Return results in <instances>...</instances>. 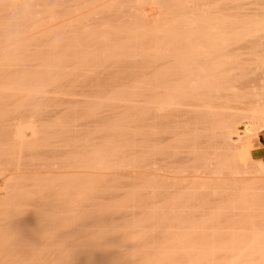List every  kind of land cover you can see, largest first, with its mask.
Listing matches in <instances>:
<instances>
[{
    "label": "bare ground",
    "instance_id": "bare-ground-1",
    "mask_svg": "<svg viewBox=\"0 0 264 264\" xmlns=\"http://www.w3.org/2000/svg\"><path fill=\"white\" fill-rule=\"evenodd\" d=\"M168 1L0 0V264H218V257L227 261L230 258L227 264H253L264 231L254 226L250 190L264 176V156L252 158L250 154L264 151L263 146L252 147L259 140L253 117L257 113L264 115V109L252 110L245 119L228 97L247 85L264 89V35H260L264 34V22L258 23L263 28L258 27L257 31V19L261 16L264 20L260 9L264 8L258 5L259 0H252L258 5H253L252 10L259 11L253 19L250 16L255 12L249 15L245 10L254 4L251 0L235 2H240V6L248 4L242 6L246 13H239L241 7L236 8L239 11L234 7L237 14L231 9L233 0L225 1L233 4L229 7L234 16L243 13L250 17L249 21L247 17L242 19L252 28L247 25L249 31L245 32V23L238 18V22L233 20L227 4L216 8H227L231 15L220 9L225 16L222 17L210 8L215 18L209 23L211 19L205 15L210 9L205 0L197 3L204 5L201 7L206 14L201 8L192 10L187 2L191 0ZM261 2L264 5V0ZM148 4L158 8V13L151 16L153 23L148 20L150 25L157 23L152 30L147 27V17L141 15V9ZM186 4L192 15L194 11V17ZM20 10H25L23 15ZM195 12L204 17L200 19ZM121 13H127V17ZM162 13L170 14L171 19L165 15L168 20L163 17L162 21ZM217 13L221 18L218 21ZM186 14L192 22L188 20L189 25ZM124 17L134 20L138 29L128 31L131 23L127 27ZM227 20L235 22V26L241 23L244 34L240 31L243 26L239 29L238 25V37L232 22L230 31L238 38L235 33L229 35ZM224 23L228 29L222 27ZM119 24H123L120 30ZM92 26L100 27L101 32L93 35L94 41L90 38L92 48L85 51L81 47L87 41L81 44L79 37L84 35L83 29ZM110 28H117L123 36L127 31L132 33V38L130 34L126 36L130 45L134 35L139 37L142 30L147 42L153 34L158 42L161 37L168 39L161 40V45L153 41L157 51L155 48L151 60L145 53L146 62L140 61L143 65L135 68L141 74L135 76L141 81L136 79L134 92L126 90L115 76V84L110 83L108 78L114 71L110 70V76L106 74L108 65L89 67L91 59L107 60L113 53L112 57L127 60L126 37L121 40L119 35L118 42L122 44L111 45L112 32L107 34ZM135 28L133 25L130 29ZM218 28L227 36L220 34ZM254 28L256 31L250 32ZM255 32L259 35L252 34ZM245 34L251 39L247 40ZM144 35L140 36L143 42L137 41L136 36L133 45L146 43ZM116 51L122 55L118 53V57ZM86 72L92 77L87 78ZM92 78L97 79L95 84ZM106 79L110 88L118 87L117 91L104 100V96H96L95 100L92 95L94 104L83 97L86 105H92H85L87 109L76 107L78 104L74 108H41L49 100H53L52 107L56 101L78 103L75 96L72 95L74 100L68 97L69 91L74 90V94L78 86L81 89L90 84V89L99 90ZM36 103H40V109L32 111L30 107L37 108ZM54 112L63 113L56 119ZM39 113H51L55 123L40 124ZM107 116L110 123L101 120L102 123L99 118L108 120ZM110 116L119 118L112 120ZM87 122L95 123L91 132L85 128L89 126ZM82 127L89 133L85 129L83 132ZM78 128L83 136L87 133L83 139ZM59 141L63 148L57 147ZM58 153L66 157L46 159L53 155L55 158ZM40 155L45 160L35 161L34 157ZM27 156L31 158L27 160ZM119 217H123L122 222L116 221ZM257 230L263 234L258 235Z\"/></svg>",
    "mask_w": 264,
    "mask_h": 264
},
{
    "label": "rangeland",
    "instance_id": "rangeland-1",
    "mask_svg": "<svg viewBox=\"0 0 264 264\" xmlns=\"http://www.w3.org/2000/svg\"><path fill=\"white\" fill-rule=\"evenodd\" d=\"M152 1H153V0H152ZM155 1H156V0H155ZM159 1H161V0H159ZM162 1H163V0H162ZM164 1H168V0H164ZM169 1H171V0H169ZM169 1H168V2H169ZM186 1H187V0H186ZM191 1H192V3L196 4L197 1L200 3L201 0H194L196 3L193 2V0H191ZM191 1H187V2H188V4H189V2H190V6L192 7V10L194 9V11H196L197 8H198V9L201 8L200 10L203 12V14H206V13H207V12L204 13V10H202V9H203L202 7H203L204 5H202V4L200 5L199 3H197V6H195V5H192ZM205 1H206V3H207L208 8H209V9H210V8L214 9L215 13H216L218 10H220V9H221V10L224 9L223 7H220V8L218 7L219 9L217 10V8H216L217 5H219V6L222 5V6H224V7H227L226 4H227V2H228V0H205ZM225 1H227V2H225ZM230 1H232V0H229L228 3H233V2H234V5H235V2H238V0H236V1L233 0V2H230ZM241 1L243 2V0H241ZM245 1H249V0H244V2H245ZM251 1H252V0H251ZM251 1H250V2H251ZM254 1H255V0H254ZM259 1L261 2V0H259ZM242 2H241V3H242ZM244 2H243V3H244ZM252 2H253V1H252ZM256 2H258V1L256 0ZM260 2H259L258 5H260V6H262V7L264 8V5H261V4H263V3H262L263 1L261 2V4H260ZM221 3H223V4L225 3V4L223 5V4H221ZM245 3H246V2H245ZM248 3H249V2H248ZM253 3H254V4H252V6L255 5V2H253ZM188 4H186V5L188 6ZM220 4H221V5H220ZM250 4H251V3H249V7H250ZM256 4H257V3H256ZM148 5H149V4H148ZM199 5H200V7H198ZM227 5H228V4H227ZM232 5H233V4H232ZM232 5H228V7H229V6L231 7ZM234 5H233V7H231V9L233 8L232 10H234V7H235V9H236L237 7H238L237 9H239V7H241V10H240V12H239V13H241V11H243V10L246 8V7H243V8H244V9H243L242 6H244V5H248V4H243L242 6H240V2H239V4L237 3L235 6H234ZM258 5H257V6H258ZM146 6H147V5H146ZM146 6L143 7V10L141 9V15H142V13H144V14H143V17H144V16L147 17V19L144 17L145 20H147V22H148V20L151 19L150 21H151V23H153V22H152V18H151V16H152V15H156V13H158V12L156 11L157 6H156V7H155V5H149V6H147V7H146ZM190 6H188L189 8H186V9H190V10H191V7H190ZM201 6H202V7H201ZM207 6L205 5V7H204V8H205V11L208 10V8H207V10H206V7H207ZM252 6H251L249 9H245V10L248 11V12H249V10L251 9V12H250V13H248V12L246 13V11L244 10V11H245L244 13L249 14V15L252 13V11L255 12L253 16H252V15L250 16L251 18H253V17H254L256 14H258V12H259V11L256 12V11L258 10V8L256 9V11H254V10H255L254 8L257 7L256 5H255V7H254V6L252 7ZM260 6H259V7H260ZM193 7H196V10H195V8H193ZM214 7H215L216 9H215ZM230 7H229L228 9H230ZM247 8H248V7H247ZM212 9L209 10L210 12L208 11V13H210L209 15H208V13L205 15V17H207V20H208V19H211V20H208V21H210L209 23H212L211 21H214V20H212V19L215 18V17H214V16H215V13H214V11H213ZM228 9L226 8V10L224 9L225 11L222 10V12H223V13H224V12L227 13V12H229ZM231 9H230V12H232V15H231L230 12H229V13H230L231 17H233V20H234V19L236 20V21L234 20L235 22H238V21L241 22V20L244 19V18H246V17L248 18L247 20L249 21V18H250V17H249L248 15L246 16V14H245V17H244V14H243V13H242V14H239V13H238L239 16L236 17L237 15L234 16V13H233V11H232ZM237 9H236V10H237ZM252 9H254V10H252ZM259 9H260V8H259ZM157 10H158V8H157ZM192 10H191V11H188V12H190V13H189L190 15H192V13H191ZM211 10H212L213 12H211ZM221 10H220V12H221ZM236 10H234V12H235ZM194 11H193V15H192V17H194ZM197 11H198V10H197ZM197 11H196V12H197ZM201 11H200V12H201ZM237 11H239V10H237ZM237 11L235 12L236 14H237ZM260 11H263V12H264V10H261V9H260ZM196 12H195V14H197ZM200 12H198V13H200ZM218 12H219V11H218ZM220 12H219V13H220ZM111 13L113 14V11H111ZM111 13H109V14H110V17H111V19H112V18L114 17V14L112 15V16H113V17H112V16H111ZM114 13H115V11H114ZM186 13H187V10H186ZM213 13H214V15H213ZM223 13H220L219 15H222V17H223V16H224ZM229 13L226 15V17L229 15ZM260 13H261V12H260ZM260 13H259V14H260ZM121 14H122V16H126V17H127V15H126L127 13H125L124 15H123V13H121ZM189 14H186V17H188V19H186L187 22H188V20H189V16H187V15H189ZM211 14L213 15V17H211ZM224 14H225V13H224ZM162 15H164V14L162 13L160 17H162V21H164V18L166 19V17H165L166 14H165L164 16H162ZM168 15H170V14H168ZM168 15H166V16H167L168 18L171 19V17H170L171 15H170V16H168ZM197 15H198V14H197ZM197 15H196V16H197ZM200 15H201V14H200ZM207 15H208V16H207ZM240 15H241L243 18H241ZM260 15H261V14H260ZM196 16H195V17H196ZM198 16H199V15H198ZM198 16H197V17H198ZM202 16L204 17V15H202ZM202 16H201V17L199 16L200 19H202ZM262 16H263L262 18H264V14H262ZM110 17H108V18H110ZM143 17H141V18H142V19H141V20H142L141 23H143V19H144ZM158 17H159V15H158ZM163 17H164V18H163ZM224 17H225V16H224ZM228 17H229V19H230V16H228ZM228 17H227V19H228ZM234 17H235V18H234ZM257 17L259 18L258 15H257ZM124 18H125V17H124ZM217 18H218L219 20L221 19L220 17H218V13H217L216 20H217ZM237 18H238V21H237ZM240 18H241V19H240ZM111 19H109V21H110ZM125 19H127V18H125ZM160 19H161V18H160ZM190 19H191V17H190ZM192 19H193V18H192ZM192 19H191V20H192ZM195 19H197V18H194V20H195ZM203 19H204V18H203ZM229 19H228V20H229ZM231 19H232V18H231ZM253 19H254V18H253ZM255 19H256V18H255ZM260 19H261V16H260ZM260 19H259V20L257 19V24H258V23H261V25H262L263 22H264V20L261 19V20H263V21L261 22ZM145 20H144V23L146 22ZM166 20H168V19H166ZM166 20H165V22H166ZM207 20H206V21H207ZM224 20H225V22H226V19H223L222 21H224ZM228 20H227V23L229 22ZM244 20H246V19H244ZM244 20H242V21H243V23H245V25H244L245 28H244L243 25H242L243 27L240 26L242 22L240 23V25H239V23H238V24L236 23V26H237V27H236V26H235V22H233V21H230V22H229V24H228V25H229V29L227 28V27H228V25H226L227 23H226V24L224 23L223 26H222V24H221V26L224 27V29L227 28V29L229 30V32H228V31H227V32H228V34L230 35V34L232 33L230 30L233 29V31L236 32L237 29L235 30V27L238 28V25H239V29L242 27V30L240 29V31H242V33H243V31H244V29H246V26H247V25H248V27L251 28V26H249V25H251V24H250L248 21H247V23H246V21L244 22ZM251 20H252V19H250V22H251ZM127 21H128V22H127ZM127 21H126L127 23L130 22V20H128V19H127ZM131 21H132V20H131ZM133 21H134V20H133ZM133 21L130 22L131 25H130V23H129V24H126V22L124 23V24L127 25V27L130 25V27L127 28L128 31H134V30L136 31V30L138 29V28H137V29L135 28V24L133 23ZM204 21H205V20H204ZM217 21H218V20H217ZM252 21H253V20H252ZM259 21H260V22H259ZM189 22L192 23L190 20H189ZM189 22H188V25L190 24ZM232 22H233L234 25L232 24L231 27H234V28L231 29V27H230L231 24H230V23H232ZM132 23H133V24H132ZM137 23H138V22H137ZM144 23H143V24H144ZM151 23L148 22L149 25H148V24H147L148 26L145 25V26H147V27H150L149 30L151 29V27L153 28V25H154V24H157V23H154L153 25H150ZM161 23H162V22H161ZM203 23H205V22H203ZM216 23H217V22H216ZM216 23H215V25H216ZM219 23H221V22L219 21ZM243 23H242V24H243ZM248 23H249V24H248ZM251 23H254V24H255V21H253V22H251ZM143 24H142V25H141V24H138V25L143 26ZM254 24H252V25H254ZM257 24H255V25H257ZM120 25H122V27H117L119 30H120L121 28H123V24H119L118 26H120ZM133 25H134V28H135V29H132V30H131L130 28H131V26H133ZM161 25H162V24H161ZM219 25H220V24H217V26H219ZM255 25H254V26H255ZM258 25H259V24H258ZM258 25H257V31L259 32L260 30H258V27H260V28L262 29V28H263L262 26H264V25H262V26H260V25L258 26ZM114 26H117V25H113V26H111V27H114ZM140 26H139V28H141V29L146 28V27L142 28V27H140ZM159 26H160V25H159ZM196 26H197V25H196ZM137 27H138V26H137ZM154 27H155V26H154ZM156 27H158V26L156 25ZM186 27H187V26H186ZM219 27H220V26H219ZM222 27H220V28L222 29ZM252 27H253V26H252ZM91 28H92V29H91ZM99 28H100V27H99ZM99 28H98V27H94V26H92V27L87 28L88 30H86V29H83L84 31L82 30V31L84 32V35H83L84 37H83V36H82L81 38L79 37V40H80V39L82 40V41L80 40V41H81V44H82L83 42H85V41H87V42H85V44H83V45H85V46L81 45V46H83V47H81V48H83L84 50H85V49L87 50L88 48H92L91 46L93 45V42H91V41H92V40H93V41L95 40V38H94V37L96 36L95 33L99 34L98 32H101V31H99V30H100ZM117 28H116V31H118ZM124 28H126L125 25H124ZM132 28H133V27H132ZM243 28H244V29H243ZM250 28H249V29H250ZM110 29H111V28H110ZM110 29H109V31H110ZM113 29H114V28H113ZM113 29H111L110 32H107V34H109V33H111V32H112L111 34H113V35L110 34L111 36L109 35V38L111 39V43H113V44H111V45H114L115 42H118V40L120 39L119 35L121 36V38H122V36H123V35L120 34L119 31L116 33V31L114 30L115 33H116V34H115L114 31H112ZM129 29H130V30H129ZM146 29H148V28H146ZM154 29H155V28H154ZM154 29H153V30H154ZM227 29H226V30H227ZM251 29H252V28H251ZM263 29H264V28H263ZM123 30H124V29H123ZM125 30H126V29H125ZM151 30H152V29H151ZM218 30H219V28H218ZM247 30H248V29H246L245 32H246ZM254 30L256 31V29L254 28L253 30H250V32H253ZM88 31H89V32H88ZM128 31H127V32H128ZM147 31H148V30H147ZM219 31H221L220 34L222 33V35L225 34L224 36H227L226 32H224V34H223L222 30H219ZM248 31H249V30H248ZM92 32H94V33H92ZM124 32H126V31H124ZM124 32H123V33H124ZM127 32L125 33V35H126V36H129L130 33L128 32V35H127ZM141 32H143V33H141L142 35L145 34V33H144L145 31L142 30ZM148 32H149V31H148ZM148 32H146L147 36H148V37H149V36H152V35H151V34H152V31H150V32H151V34L149 33L150 35L148 34ZM230 32H231V33H230ZM235 32H233V33H235ZM238 32H239V30H237V34H238ZM258 32H255V33H252V34H256V35H257ZM262 32H264V30H263V31L261 30V33H262ZM86 33H87V37H86ZM118 33H119V34H118ZM121 33H122V30H121ZM133 33H134V32H133ZM138 33H139V30H138ZM153 33H154V32H153ZM233 33H232L231 35H233ZM239 33H240V32H239ZM117 34H118V36H116ZM131 34H132V33H131ZM131 34H130V36H131V38H132L133 34H132V35H131ZM134 34H135V33H134ZM136 34H137V33H136ZM181 34H182V33H181ZM218 34H219V33H218ZM235 34H236V33H235ZM237 34H236V38L240 37L239 34H238L239 36L237 37ZM240 34H241V33H240ZM243 34H244V33H243ZM246 34H248V33H246ZM246 34H245V37H246L247 40H248V39H251V38H252L253 40L255 39V37L253 38V37H252L253 35L251 36L250 33H249V36H251V38H250L249 36H247ZM90 35H91V36H90ZM93 35H95V36H93ZM138 35H139V34H138ZM138 35H136V36L138 37ZM142 35H140V36H142ZM256 35H254V36H256ZM258 35H259V34H258ZM260 35L263 36L264 34L262 33V34H260ZM112 36H113V38H112ZM126 36H123V38L126 37ZM130 36H129V37H130ZM136 36L134 35V37H135L134 39H136ZM140 36L138 37L139 40H137V41H141V40H142V39H140ZM153 36H155V35L153 34ZM153 36L150 37L151 40L148 41V42H150V45H149L148 42H147L148 38L145 37V35H144V37L146 38V41H144V42H146L147 44H146V43H144V44L142 43V44L139 45V46H138V45H135V44L133 45V43H134V39L132 40V42H133L132 45H130V43L127 44L126 41L129 40V38L127 39V37H126V40H125V39H124V40H125V44L127 45V47H126L125 45H124V46L127 48V49H126L127 52H125L123 49H122V51H124V53H126V54H127L128 51H129V54H127L128 57H126V56H127L126 54H125V56H124V58H126L127 60H125V59H123V58H121V59L118 58V59H117V58H116V55L113 56V57H115V59H114V58L112 57V55L115 54V53H113L112 55H110V53H112L113 51H109L110 53H108V54L106 53L107 55H110V56H111V57H109V59L107 58V60H106L105 58H103L104 60H99V59H101V58H97L98 60H96L95 62H94V59H95V58H94V59H91V60H93V62L90 63L91 65H89V67H97V68H98V65L100 64V65H101V68H104V65H105V66L108 65V67H107L108 70H106L105 72H107L106 74L109 73V74H108L109 76H110V74L112 73V75L110 76L111 78H110V77H109L110 79L108 78V80L110 81V83H111V84H115V83L112 82V80L114 79L113 81L116 82V81H115V79H116L115 77H117V80H118L120 83H124V85L127 87V88H125L126 90H127L128 88H130V91L133 90V92H134V88H137V87H134V86H136L135 83H137V82H136V79L138 80V82H139V80L141 81V79L139 78V76H140L141 74H140L139 72H137L138 69H135V68H137V65H140V67H141V64L144 63V62H146V61H144V59L146 60L147 55L150 57V58H148V57H147V58L151 60V58H152V57H151L152 54H153L155 51H157V48H158L157 45L155 44V42H157L158 44L160 43L161 40H162V42H163V41H167V42H168V39L166 38L167 40H164L163 37H161V39H160L159 42H158V39H159V38H158L157 40H154L155 37H153ZM224 36H223V38H224ZM241 37H244V36H241ZM260 37H261V36H260ZM82 38H84V39H82ZM90 38H92L91 41H90ZM123 38H122L121 40H123ZM150 38H149V39H150ZM162 38H163V39H162ZM220 38H222V36H221ZM228 38L231 39L229 36H228ZM236 38H235V40H236ZM258 38H259V36H258ZM57 39H58V38H57ZM152 39H153V40H152ZM232 39H233V38H232ZM259 39H260V38H259ZM259 39H258V40H259ZM114 40H115V41H114ZM144 40H145V39H144ZM233 40H234V39H233ZM240 40H241V38L239 39V41H240ZM244 40H245V38H244ZM255 40H257V39H255ZM113 41H114V42H113ZM151 41H152V42L155 41V42L152 43V44H153L152 47H150V46H151ZM51 42H53V41H51ZM51 42H50V43H51ZM119 42H120V44H122V43H121L122 41H119ZM119 42H118V43H119ZM129 42H131V39H130ZM135 42H136V40H135ZM141 42H143V40H142ZM162 42H161V43H162ZM167 42H164V44H165L164 46H167V45H166ZM161 43H160V45H161ZM109 44H110V43H108V45H109ZM116 44H117V43H116ZM136 44H139V42L136 43ZM111 45H110V46H111ZM128 45L131 46V47H129ZM102 46H103V45H102ZM154 46H156V47H154ZM162 46H163V44H162ZM118 47H119V46H118ZM118 47H117V48H118ZM147 47H148V48H147ZM81 48H80V49H81ZM120 48H121V47H120ZM132 48H133V49H132ZM152 48H153V49H152ZM155 48H156V50L154 51ZM161 48H162V47H161ZM168 48H169V46H168ZM168 48L166 47L165 49L168 50ZM135 49H136V50H135ZM138 49H139V50H138ZM163 49H164V47H163ZM84 50H82V52H83ZM86 50H85V51H86ZM118 50H119V49H118ZM133 50L136 51L135 53H136L137 56L134 55L135 53H134ZM80 51H81V50H80ZM85 51H84V52H85ZM119 51H120V50H119ZM119 51H116L118 57H119V55L121 54V53H119ZM122 51H121V52H122ZM132 51H133L134 54L132 53ZM84 52H83V53H84ZM151 52H152V53H151ZM118 53H119V55H118ZM145 53H146L147 55H146ZM106 54H105V55H106ZM138 54H139V55H138ZM107 55H106L105 57H107ZM121 55H122V54H121ZM133 55H134V56H133ZM144 55H145V56H144ZM153 56H154V55H153ZM141 57H142V58H141ZM140 58L143 59V60H141ZM131 59H132V60H131ZM116 60H117V61L120 60V61H122V62H120V61L117 62ZM123 60H124V61H123ZM128 60H130V61H128ZM138 60H139V61H138ZM89 61H90V60H89ZM104 61H105V62H104ZM110 61H111V62H110ZM115 61H116V62H115ZM132 61H133V62H132ZM140 61H142V63H141ZM143 61H144V62H143ZM84 62L86 63V61H84ZM101 62H102L103 64H102ZM124 62H125V63H124ZM130 62H131V63H130ZM148 62H150V61L148 60ZM148 62H147V64H148ZM87 63H89V62H87ZM93 63H94V65H93ZM105 63H106V64H105ZM118 63L121 64V65H118ZM128 63H130V64H129V65H130V68H129ZM133 63H134L135 65H134ZM139 63H140V64H139ZM113 64H114V67H115V68L113 67ZM124 64H125V65H124ZM132 64H133V65H132ZM100 65H99V67H100ZM142 65H143V64H142ZM145 65H146V63H145ZM111 67H112V68H111ZM116 67H117V68H116ZM131 67H132V68H131ZM140 67H138V68L140 69ZM107 68H106V69H107ZM110 68H111V69H110ZM119 68H120L121 70H120ZM127 68H128V69H127ZM122 69H123V72H122ZM124 69H127V71L124 70ZM144 69H145V68L143 67V68L140 69V70H143V71H144ZM110 70H111V71H114V72H116V71L118 70V71H120V72L117 71L116 73H114V72H111V73H110ZM124 71L126 72L127 75H125ZM138 71H139V70H138ZM82 72H83V71H82ZM133 72H134V74H132ZM141 72H142V71H141ZM84 73H85V72H84ZM84 73H83V74H84ZM136 73H139V74H138L139 76H138V75L135 76ZM78 74H80V73H78ZM113 74H114V75H113ZM116 74H117V75H116ZM123 74H124V75H123ZM130 74H131V75H130ZM85 75H86V77H87V76H90V74H88V72H86ZM119 75H120V76H119ZM148 75H149V74H148ZM148 75H147V76H148ZM114 76H115V77H114ZM125 76H126V77H125ZM149 76H150V75H149ZM91 77H92V76H90V78H91ZM132 77H133V78H132ZM87 78H89V77H87ZM123 78H124V80H126V81H124ZM92 79H94V78H92ZM95 79H96V78H95ZM95 79H94V80H91V82H92V81L94 82V83L92 82L93 84H95L96 81H97V79H96V80H95ZM119 79H120V80H119ZM108 80L106 79V81H105L104 83L101 82V84L99 85V87H101V88H100L99 90H96V89L94 90L92 87H91V88H92L93 90L90 89V87H89V86H91V84H90V85H86V88H84V87L82 88V87H81V89H80V86H78V87L75 89L76 92L74 93V94H77V95H74V94H73L72 91H74V90L69 91V93L71 92V93H70L71 95H69L68 97H69V98H72V100H74L73 97L75 96V97H74L75 100H76V101H79L81 104H79V102H78V103H74V104H73L72 102H69L68 104H67L66 102H63V103H65V105H62V104H63L62 101H56V104H55V105L53 104L54 106L52 107V102H53V100H49L48 102L45 101L48 105L43 106V107H41V105H40V107H41V108L48 107V109L50 108V109L52 110V109H61V108L64 109V108L68 107L69 105H70L69 107H71V105H72V108H74L73 106H75L76 104H78V105H76V107H77V106H78V107L80 106V108H85V109H87V107H89L88 105H90V107H91V106H92L91 104H94L93 102H94L96 99H98L99 97H103V96H104L103 99H102V100H104V98L106 99L107 96L109 97L111 94H113V93H115V92L117 91V88H118V87H114V86L111 87V88L109 87V85H108L109 81H108ZM98 81H99V80H98ZM118 81H117V82H118ZM121 81H122V82H121ZM91 82H90V83H91ZM106 82H107V83H106ZM99 83H100V82H99ZM110 83H109V84H110ZM125 83H127V84H125ZM139 83H140V82H139ZM102 84H103V85H102ZM104 84H105V85H104ZM131 84H132V85L134 84L133 87H130V86H132ZM128 85H129V86H128ZM83 86H85V85H83ZM103 86H107V87H103ZM146 86H147V85H146ZM93 87L95 88V86H93ZM102 87H103V88H102ZM78 88H79V89H78ZM96 88H97V85H96ZM119 88H121V87H119ZM122 88H123V87H122ZM122 88H121V89H122ZM132 88H133V89H132ZM89 89H90V90H89ZM97 89H98V88H97ZM105 89H107V90H105ZM125 89H124V91H125V93H126V90H125ZM65 90H66V89H65ZM80 90H82V92H80ZM86 90H87V91H86ZM91 90H92V92H91ZM101 90H102V92H100ZM103 90H104V91H103ZM118 90H119V89H118ZM63 91H64V90H63ZM93 91H94V92H93ZM98 91H99V92H98ZM112 91H113V92H112ZM114 91H115V92H114ZM122 91H123V90H122ZM124 91H123V92H124ZM88 92H89V93H88ZM97 92H98V93H97ZM106 92H107L108 94H107ZM118 92L120 93L121 91L119 90ZM128 92H129V90H128ZM133 92H132V93H133ZM69 93H68V94H69ZM81 93H82V94H81ZM101 93H103V94H101ZM129 93H130V92H129ZM80 94L83 95V96H81ZM95 94H96V95H95ZM100 94H101V95H100ZM121 94L124 95V93H121ZM121 94H120V96H122ZM127 94H128V93H127ZM72 95H73V97H72ZM79 95H80V96H79ZM86 95H87V96H86ZM92 95L95 96V100L93 99ZM113 95H114V94H113ZM113 95H112V96H113ZM117 95H118V93H117ZM125 95H126V94H125ZM130 95H131V93H130ZM130 95H129V97H132V96H130ZM132 95H133V94H132ZM136 95H137V94H136ZM136 95H135V97H136ZM77 96H78V97H77ZM85 96H86V97H85ZM96 96H97L98 98H97ZM127 96H128V95H127ZM83 97H84V100H86L87 98H88L87 100H91V101H90L91 104L89 103L88 105H86V102L83 101ZM125 97H126V96H125ZM76 98H77V99H76ZM85 98H86V99H85ZM91 98L93 99V101H92ZM133 98H134V96H133ZM100 99H101V98H100ZM134 99H135V98H134ZM228 99H230L228 102H231L232 106L238 108V113H240V116L244 117L245 119H248V118H249V112H251L252 110L264 109V89H260L259 87L255 86V85H247V86L243 87L240 91H238L237 93L232 94L230 97H228ZM87 100H86V101H87ZM45 102H42V103H45ZM83 102H85V103H83ZM40 103H41V102H40ZM40 103H39V104H40ZM42 103H41V104H42ZM87 103H88V102H87ZM39 104L37 105V103H36V105L38 106L37 108H36L35 106H33V107L31 106V107H30L31 110H32V108H33V110H34V109H37V110L40 109V108H39ZM42 105H43V104H42ZM44 105H45V104H44ZM56 105H57V107H56ZM61 105H62V106H61ZM81 105H82L83 107H81ZM85 105H86L87 107H86ZM58 106H59V107H58ZM84 106H85V107H84ZM55 107H56V108H55ZM60 107H61V108H60ZM69 107H68V108H69ZM30 108H29V109H30ZM118 108H119V107H118ZM120 108H121V107H120ZM120 108H119V109H120ZM50 109H49V110H50ZM85 109H84V110H85ZM121 109H123V107H122ZM33 110H32V111H33ZM28 112H29V111H28ZM36 112H37V111H36ZM30 113H32V112L30 111ZM54 113H55V115H56V119H59V118H57V117H60V116H61V113H63V112L59 113L60 115L58 114V112H57V113L54 112ZM54 113H53V115H54ZM65 113H66V112H65ZM28 114H29V113H28ZM28 114H27V115H28ZM33 114H34V113H33ZM35 114H36V113H35ZM48 114H49V115H48ZM48 114L46 113V115H48V116H46L45 113H44V114L42 113L41 115H40V113L38 114L39 116H42V117H39V118H42V119H40V124H43V123H44L43 125H46V124H47V125H48V124L50 125V124L55 123V122H54V120H55L54 117H55V116L52 117V116H50L51 113H48ZM27 115H26V116H27ZM29 115H30V114H29ZM62 116H64V115L62 114ZM31 117L33 118L34 115H32ZM35 117H37V115H35ZM50 117H51V118H50ZM64 117L67 118L66 114H65ZM102 117H103V116H102ZM104 117H105L104 119H106V116H104ZM110 117H111V116H110ZM116 117L119 118V116H116ZM116 117H113V118L111 117L110 119H112V120L115 119V120H116ZM39 118L37 119V121H39ZM43 118H44V119H43ZM46 118H48V119H46ZM49 118H50L51 120H49ZM68 118H69V117H68ZM45 119H46L47 121H48V120H49V121L47 122ZM53 119H54V120H53ZM60 119H62V117H61ZM99 119H100V121L103 120L104 122L106 121V123H110V120L108 119V116H107V119H108V120H104V119H101V118H99ZM52 120H53V122H52ZM112 120H111V121H112ZM117 120H118V119H117ZM253 120L256 122V126H255V128H256L257 135L259 136V140H258L257 142L254 141L252 147H253V148H258V147H260V146H263V147H264V130L261 129V126L264 124V115H260V113H257V114H255V116L253 117ZM43 121H44V122H43ZM50 121H51L52 123H50ZM55 121H56V120H55ZM100 121H98V122L100 123ZM103 121H101V122L103 123ZM45 122H46V123H45ZM98 122H96V123H98ZM112 122H113V121H112ZM38 123H39V122H38ZM87 123H88V122H87ZM102 123H101V124H102ZM94 124H95V123L92 124V122H90V123L87 124V125H89V126H85V125H84V126H85V128H87V129L90 130V129H94ZM90 125H91V126H90ZM92 125H93V127H92ZM98 125H100V124H98ZM98 125H97V126H98ZM102 125H103V124H102ZM97 126H96V127H97ZM89 127H90V128H89ZM96 127H95V128H96ZM98 127H99V126H98ZM98 127H97V128H98ZM100 127H101V125H100ZM85 128L82 127V130L85 129ZM87 129H85V131H87V133H89V131H88ZM80 130H81V129H80ZM80 130H79V128H78V130H77L78 134H81L80 132H82V130H81V131H80ZM83 132H84V130H83ZM90 132H91V130H90ZM85 133H86V132H85ZM87 133H86V134L83 133L84 136L87 135ZM78 134L76 133V136H78V137L81 136V137H82L81 139H83L84 136H83L82 134L79 136ZM72 135H73V136H71V137H76L74 134H72ZM78 137H77V138H78ZM77 138H76V139H77ZM56 139H57V138H56ZM63 139H64V138H62V141H63ZM78 139L80 140V138H78ZM78 139H77V140H78ZM62 141H61V142L59 141L60 143L57 142L58 146H57L56 143H55V145H56L57 147H62V146H61V143H63ZM69 141H72V140H69V139H68V142H69ZM64 142H66L65 139H64ZM63 147H64V146H63ZM63 147H62V148H63ZM261 150H262V149H261ZM257 151H258V150H257ZM40 156H42V157H40ZM40 156H38V157H36V158L34 157L35 161H37V162H42V161L45 160V156H44V157H43V155H40ZM54 156H55V155H53V157L48 156L49 158H46V159H48V160H49V159H51V160H55V159H56V160H61L62 157H58V156H64V157H66L64 153H62V154H61V153H60V154L58 153V154L56 155L55 158H54ZM250 156L252 157L251 154H250ZM46 157H47V156H46ZM64 157H63V158H64ZM30 158H31V156H30ZM30 158H29V159H30ZM39 158H41V159H39ZM57 158H58V159H57ZM252 158H253V157H252ZM29 159H28V156H27V160H29ZM32 159H33V157H32ZM32 159H31V160H32ZM43 159H44V160H43ZM156 165H157V164H156ZM160 165H161V164H160ZM162 166H163V164H162ZM162 166H161V167H162ZM254 166H255V165H254ZM166 169H167V168H166ZM255 169H256V167H255ZM168 171H169V170H168ZM168 171H167V172L165 171V174L168 173ZM162 173H163V172H162ZM163 174H164V173H163ZM257 181H258V182H257V183L255 182V185H254V184L252 185L253 188H251V190H250V195H251V193H252L253 198H254V199H258V200L251 199V204L254 205V207L252 206V207L254 208V211H252V212H253L252 215H253V217H254V221H253V222H255V224H256V225H254V226H258V230H260V231L262 232V231H264V229H263V230L261 229V227L264 228V176H262V177L260 176V180H259V178H258ZM252 190H253V192H252ZM256 191H257V192H256ZM251 198H252V196H251ZM141 201H143V200H141ZM253 201H254V202H253ZM253 203H254V204H253ZM255 203H256V204H255ZM255 207H256V208H255ZM257 207H258V208H257ZM258 209H259V210H258ZM260 209H261V210H260ZM254 212H255V213H254ZM258 214H259V215L261 214V215L259 216ZM257 215H258V216H257ZM142 217H143V214H142ZM119 218H120V217H119ZM261 218H262V219H261ZM117 219H118V218H117ZM122 219H123V217H122ZM122 219L120 218L119 220H116V221H121ZM121 222H122V221H121ZM256 222H257V223H256ZM260 224H261V226H260ZM262 224H263V225H262ZM254 228L257 229V227H254ZM258 230H257V231H258ZM260 231H258V235H260V233H261ZM262 234H263V233H261V235H262ZM258 235L256 234V236H258ZM261 235H260V236H261ZM260 236H259V237H260ZM263 236H264V234H263ZM259 237H258V238H259ZM255 238H256V237H255ZM253 240H254V239H253ZM256 240H257V239H256ZM256 240H255V242H256ZM258 241H259V243H258V242H257V243L259 244V246H257V243L255 244V246H257V247H256L257 251H255L256 255H253L254 258H253V256H251V257L254 259V260H253V259L251 258V259H252V263H253V264H254V263H255V264H264V262H263V261H264V249H263V248H264V246H263V245H264V244H263V243H264V237H263V238H260ZM261 241H262V242H261ZM255 242H254V243H255ZM261 245H262L263 248L261 247ZM255 246L253 247V250H254ZM259 247H260L261 250H259ZM256 249H255V250H256ZM262 249H263V250H262ZM258 250H259V251H258ZM262 251H263V254H262ZM258 252H260V253L258 254ZM252 253H253V252H252ZM260 255H261V256H260ZM194 257H197V255H195ZM194 257H193V258H194ZM260 257H261V258L263 257V258L261 259ZM235 258H236V255H235ZM220 259H221V260H220ZM224 259L227 261V258H223V257H222V258H219V257H218L216 261L219 262L218 264H220V262H221V264H225V261H224V263H222ZM251 259L249 258L248 260L250 261ZM229 260H230V258H228V261L226 262V264L229 262ZM244 261H245V260H244ZM249 261H248V263H249ZM214 262H215V261H214ZM217 262H216V263H217ZM240 263H241V262H240ZM245 263H246V262H245ZM213 264H215V263H213ZM241 264H243V263H241ZM246 264H247V263H246ZM249 264H250V263H249Z\"/></svg>",
    "mask_w": 264,
    "mask_h": 264
},
{
    "label": "water",
    "instance_id": "water-1",
    "mask_svg": "<svg viewBox=\"0 0 264 264\" xmlns=\"http://www.w3.org/2000/svg\"><path fill=\"white\" fill-rule=\"evenodd\" d=\"M251 155H252L253 158H256L258 156H262L263 157L264 156V151L263 150L254 151V152L251 153Z\"/></svg>",
    "mask_w": 264,
    "mask_h": 264
},
{
    "label": "clouds",
    "instance_id": "clouds-1",
    "mask_svg": "<svg viewBox=\"0 0 264 264\" xmlns=\"http://www.w3.org/2000/svg\"><path fill=\"white\" fill-rule=\"evenodd\" d=\"M25 10H20L19 14L23 15Z\"/></svg>",
    "mask_w": 264,
    "mask_h": 264
}]
</instances>
